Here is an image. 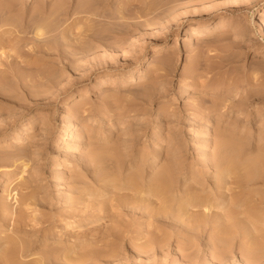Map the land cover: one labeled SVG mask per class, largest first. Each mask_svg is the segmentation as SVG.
I'll return each mask as SVG.
<instances>
[{
    "label": "rangeland",
    "instance_id": "1",
    "mask_svg": "<svg viewBox=\"0 0 264 264\" xmlns=\"http://www.w3.org/2000/svg\"><path fill=\"white\" fill-rule=\"evenodd\" d=\"M263 10L264 0H0V264H264V229L229 203L242 197L233 174L215 188L211 158L222 142L264 162ZM220 21L229 29L214 31ZM163 168L175 177L163 195L172 215L187 219L177 206L187 197L214 199L188 207L208 215L187 232L192 244L157 228L163 203L146 192ZM135 174L143 193L126 189ZM193 181L213 184L180 197ZM229 226L235 236L213 245Z\"/></svg>",
    "mask_w": 264,
    "mask_h": 264
},
{
    "label": "bare ground",
    "instance_id": "2",
    "mask_svg": "<svg viewBox=\"0 0 264 264\" xmlns=\"http://www.w3.org/2000/svg\"><path fill=\"white\" fill-rule=\"evenodd\" d=\"M249 11H251V10H249ZM261 20L262 21H261L260 25H263V23H264V10L262 11ZM261 28L263 29V26H261ZM227 29H229V27L227 26L226 22L220 21L216 25L214 31L222 32V31H225ZM191 33L194 34V36H197V35L207 36L213 32L211 30H207V29L199 31L198 29L193 27V29L191 30ZM36 34L39 36L44 35L45 29L44 28L37 29ZM159 49H161V44L157 45V50H159ZM216 110L217 109H211L209 111L210 114H208L207 117H211L212 115L216 114L215 113ZM203 114L204 113H202V115ZM133 117H136L135 114L133 115ZM134 119L132 118V120H134ZM65 135H68L70 137H74L75 134L71 130L69 133H67ZM230 146H232V145L228 144V143H222V142L218 143L217 147H220L221 150L224 147L225 148H224V150H222V151L220 150V152L214 154L211 157L213 160V167L215 168V171H216L215 188H216V184H219L217 186V188L219 189L221 187V183H224L226 181L225 177L230 175V174H233L234 178H236L235 182L238 184V187H239L240 192H241L240 194L242 195V197L240 199H238V198H236L237 196L234 197L231 195L229 203L235 204V205L240 204V205H238L239 206L238 208L241 211L240 213L245 214V216L247 217V219H246L247 223L250 225V227L253 228V230L257 226L260 229H264V215H263L264 214V207H263L264 206V194L262 195V192H264V191L260 190L261 191V193L259 192L260 194L257 193L254 195L255 197H257V200H256L257 203L254 199L253 200L255 201V203H252L251 201L248 200V196H250V198H254L250 192V191H253V190H250V187L252 185L256 184L255 187L256 186H259L260 188L264 187V162H263V159L260 157H256L252 160H248V159L246 160V158L242 157L243 155H241V153H242L241 149H240L241 145L239 147H234L235 151L233 149H231L230 153H232V154H229L227 152L228 150L225 151V149H226V147H230ZM232 150H233V152H232ZM97 157H98V158H96L97 160L100 159L99 156H97ZM114 159H115V157H114ZM137 179L138 178H137L136 174L134 176H131L130 179L127 181V184H126L127 188L126 189L133 190L137 193H143L144 191L141 190V187L138 184V182L140 180L137 182ZM174 181H175V177L171 174V171L167 168H163L162 170H160L157 173V175H155V177L152 179V182L148 185L149 189L147 190L146 194L150 195L151 199H152L151 196H156L163 203V205L160 208H157V211H156V213H157V228L159 230H161L163 228L170 227L171 231L173 230V232H175L176 234L186 235V237L188 239L187 242L192 244L194 242V240H193L194 236L189 235L187 232H189V230H196V229L203 227V225H205V222L208 220V215L206 213H204L200 216L188 214V209H189L188 207L189 206H195V207H200L204 210H206V209L210 210L214 204V199L209 194H200L198 196L194 195V196H190V197H187V196H189L191 193L195 194V192L207 193L208 192L207 189H209L213 183H211L209 181V184L207 186H205V185L201 184L200 181H193L194 182L193 184H188V186L186 187V189L184 190V192L180 196V197H187L186 200L181 201V202L179 201V203H177V206L182 211L183 215L187 216L186 220H182V218H180L177 215V213H176V215L171 214V212H170L171 202L169 200L165 199V197H163V195H165L166 193H169V191L173 188V185H174L173 182ZM172 191H173V189H172ZM175 191L178 193V190H175ZM8 195H12V191ZM221 195L222 194H220V196ZM15 201H17V196H16ZM141 201H142L141 198L134 197V198H131L130 203L128 202V200L123 201V203L118 201V206L121 205V206L125 207L126 206L125 204L129 203L128 205L130 206V208L135 209V208H139V202H141ZM224 203L225 202H222L221 204H224ZM258 208H263V209H262L261 219L257 223V221L255 222V220H251L250 217L253 216L255 219V217L258 216V213H257ZM174 210H176V209H174ZM174 210L172 212H174ZM227 210H228L227 211L228 216H231L229 214L230 210L229 209H227ZM231 210H232V208H231ZM231 214H234V213H231ZM228 216H226V212H225L223 220H226L228 218ZM237 226L222 227L221 229L215 231L212 234V236L210 235V237L212 238L213 245L221 247V245L219 243H221L222 241L224 242L229 236L232 237V235H234V233H237L236 232ZM241 229H242V227L238 226V230H241ZM257 229H255V230H257ZM231 237L229 239H231ZM161 239L163 240V242H165L167 237H162ZM252 246L253 245L244 247L247 254H252L253 252H256V248L252 247ZM6 255L8 256L9 253H6ZM88 256L89 255L86 254V257H82V260L88 259L89 258Z\"/></svg>",
    "mask_w": 264,
    "mask_h": 264
}]
</instances>
